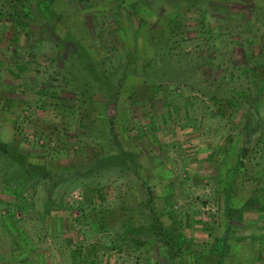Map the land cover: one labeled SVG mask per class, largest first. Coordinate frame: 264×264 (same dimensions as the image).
I'll use <instances>...</instances> for the list:
<instances>
[{"label": "rangeland", "instance_id": "rangeland-1", "mask_svg": "<svg viewBox=\"0 0 264 264\" xmlns=\"http://www.w3.org/2000/svg\"><path fill=\"white\" fill-rule=\"evenodd\" d=\"M261 66L264 0H0V264H167L146 229L152 209L167 238L210 245L224 231L230 137L248 140L247 113L264 128ZM242 91L259 103L225 119L224 101ZM123 152L133 159L86 173ZM247 218L230 258L264 264Z\"/></svg>", "mask_w": 264, "mask_h": 264}, {"label": "trees", "instance_id": "trees-1", "mask_svg": "<svg viewBox=\"0 0 264 264\" xmlns=\"http://www.w3.org/2000/svg\"><path fill=\"white\" fill-rule=\"evenodd\" d=\"M209 1V0H207ZM137 3L130 2L126 5L127 10L131 11L130 13L135 14L137 11L135 7ZM178 8L174 9L172 12L173 22L177 21L176 18L178 14ZM132 15L129 14V18ZM148 16L142 15L140 16V25L135 26L133 22L130 23L132 27V31L139 30L143 27L148 20ZM10 23L17 24L23 23L20 21V17L18 15H14V17L9 18ZM132 21V19H131ZM24 29H26V34L28 35L30 29L29 24H23ZM164 27V26H162ZM163 30V29H162ZM219 30V28H210L208 30L209 35L214 38L215 33ZM178 33V27H172L167 30V40L170 42L174 39V37ZM219 36V35H218ZM220 37V36H219ZM214 39H219L217 36ZM168 42V43H169ZM167 44H162V47H166ZM261 66L256 69L257 75L261 79L260 86H264V71ZM262 76V77H261ZM120 85V83H119ZM115 89V93H117ZM115 95V94H114ZM248 94L245 91L241 92V96H232L228 97L224 101V104L227 109H231L232 112L230 114L222 113V116H225V119L231 118L232 115L237 112L241 104H245L246 101H252L255 105L259 103V96H247ZM256 107V106H255ZM257 109V107H256ZM252 113H247L244 116L243 126L241 131L238 133L239 137L245 136L248 140L242 145L241 148L236 146L238 138L235 137L226 138V140L231 141V145L229 148L230 160L226 163L227 168L225 170L224 177L221 178L217 186V192L219 195V205H220V214L221 221L224 223V231L220 235L213 237V241L210 245L204 246V248H197L195 250L190 246L191 244H187L184 240H176L169 239L165 236L164 233V224L158 218L154 209H152V213L154 215V220L148 225L146 228L153 235H155L158 239L164 242L167 251V264H231L230 262H237L235 256H233V260L230 258L233 250L237 244L234 241L235 234L245 229V224L248 218L247 215L249 213H255L257 219L255 220V226H251L249 229L253 231L251 234L250 246L253 248L254 255L258 257V251L264 253V179H254V174L257 173V167L260 164L257 163L256 160L258 158L264 157V128L262 127L263 122L258 120L254 126L251 123ZM244 133V134H243ZM254 137V138H253ZM229 141V142H230ZM234 142V143H233ZM236 142V143H235ZM127 153L110 154L105 157H100L95 163L94 166L86 171L87 174H91L92 172L99 171L102 169H108L113 165H119L121 163V156L127 157ZM223 151L219 154V156H223ZM129 156V155H128ZM131 157V156H129ZM131 159H133L131 157ZM134 163V162H133ZM138 163H135V169H139ZM136 169V170H137ZM20 182L21 179L19 178ZM247 186L251 187V194L244 201L240 198V190L241 188H245ZM18 197V191H13ZM151 201V200H150ZM24 203H20L17 205V208L22 210L24 209ZM260 222H263L260 224ZM102 222H100V227H102ZM235 247V248H234ZM78 255H82V250H79ZM86 264H95L88 256H85L82 259ZM259 262V261H257ZM240 263L237 262L236 264ZM256 264V263H255Z\"/></svg>", "mask_w": 264, "mask_h": 264}]
</instances>
